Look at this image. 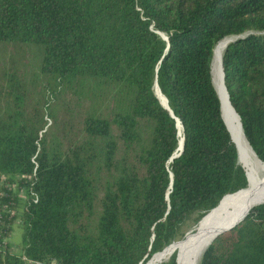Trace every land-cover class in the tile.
Instances as JSON below:
<instances>
[{
	"label": "trees",
	"instance_id": "1",
	"mask_svg": "<svg viewBox=\"0 0 264 264\" xmlns=\"http://www.w3.org/2000/svg\"><path fill=\"white\" fill-rule=\"evenodd\" d=\"M242 35L224 83L264 163V0H0V264H148L246 189L213 76ZM200 264H264V205Z\"/></svg>",
	"mask_w": 264,
	"mask_h": 264
},
{
	"label": "bare ground",
	"instance_id": "2",
	"mask_svg": "<svg viewBox=\"0 0 264 264\" xmlns=\"http://www.w3.org/2000/svg\"><path fill=\"white\" fill-rule=\"evenodd\" d=\"M224 51V42L219 43L214 54V82L220 96L223 118L246 171L248 187L244 191L225 197L182 242L174 244L171 250L164 254H157V257L155 255L152 264H159L166 260L168 262L175 252L178 254L177 264H200L205 250L219 231L236 222L251 207L264 204V165L249 147L239 119L229 103L222 82L221 62ZM156 94L160 101L166 105L165 99L158 89H156Z\"/></svg>",
	"mask_w": 264,
	"mask_h": 264
},
{
	"label": "water",
	"instance_id": "3",
	"mask_svg": "<svg viewBox=\"0 0 264 264\" xmlns=\"http://www.w3.org/2000/svg\"><path fill=\"white\" fill-rule=\"evenodd\" d=\"M161 35V34H160ZM162 36V38L165 40V41H168V38L165 36V35H161ZM246 36L245 35H242V36H234V37H230V38H227V39H225V40H223L222 42H224V45H225V50L228 48V46L231 44V43H234L235 41H237V40H239V39H242V38H245ZM222 42H220V43H222ZM214 54H215V52H214ZM222 59H223V56H222ZM223 63L221 62V71H222V82H223V85H224V88H225V90H226V93H227V97H228V99H229V95H228V92H227V89H226V87H225V83H224V70H223V65H222ZM216 86V85H215ZM156 89H158L159 91H160V89H159V86H158V84L156 83V85H155V95L157 96V94H156ZM216 89H217V87H216ZM218 91V90H217ZM161 92V91H160ZM162 94V93H161ZM218 95H219V93H218ZM163 96V95H162ZM157 98H158V96H157ZM163 98L165 99V103H166V105H164L163 103H162V101H160V104L166 109V110H168V111H170V113H171V115L174 117V115H173V112L170 110V108H169V106H168V102H167V100H166V98L163 96ZM219 98H220V96H219ZM159 99V98H158ZM160 100V99H159ZM229 103H230V101H229ZM230 105H231V103H230ZM232 107V106H231ZM232 109H233V107H232ZM233 111H234V109H233ZM234 113L236 114V116L238 117V115H237V113L234 111ZM175 118V117H174ZM224 119V118H223ZM238 119H239V122H240V118L238 117ZM225 121V120H224ZM176 122H177V129H178V131H179V136H180V142H179V147H178V149H177V151H176V153L173 155V157L170 159V161H169V164L170 163H172L173 162V160L175 159V158H178L180 155H181V153L183 152V149H184V137H183V135H182V131H183V127H182V125H181V123H180V121L178 120V119H176ZM226 124V123H225ZM240 125H241V122H240ZM241 129H242V125H241ZM229 131V130H228ZM242 132H243V130H242ZM233 141V140H232ZM234 143V142H233ZM249 145V144H248ZM250 147V146H249ZM237 148V147H236ZM251 148V147H250ZM251 150H252V148H251ZM237 151H238V149H237ZM253 151V150H252ZM253 153H254V151H253ZM255 154V153H254ZM238 155H239V153H238ZM255 156H256V154H255ZM257 157V156H256ZM257 159H258V157H257ZM259 160V159H258ZM239 161H240V158H239ZM260 161V160H259ZM261 162V161H260ZM240 163H241V161H240ZM262 163V162H261ZM263 165H264V163H263ZM247 176V175H246ZM171 178L173 179V176L171 175ZM172 188V184H171V186H170V189ZM245 190V189H244ZM244 190H241V191H244ZM241 191H239V192H241ZM238 193V192H237ZM261 205H264V204H261ZM258 206H260V205H257V206H254V207H251L244 215H242V217L240 218V219H238L236 222H234L233 224H231L230 226H228V227H226V228H224L223 230H221V231H219L214 237H213V239H212V241L210 242V244H209V246L207 247V249L210 247V245L218 238V237H220L221 235H223V234H225V233H227V232H230V231H232V230H234L237 226H239L241 223H243L244 222V220L249 216V214L252 212V210L254 209V208H256V207H258ZM206 249V250H207ZM206 250H205V252H206ZM205 252H204V254H205ZM204 254H203V256H204ZM166 263V262H165ZM178 263V262H177Z\"/></svg>",
	"mask_w": 264,
	"mask_h": 264
},
{
	"label": "built area",
	"instance_id": "4",
	"mask_svg": "<svg viewBox=\"0 0 264 264\" xmlns=\"http://www.w3.org/2000/svg\"><path fill=\"white\" fill-rule=\"evenodd\" d=\"M8 187V184H7V181H6V178L4 177H1L0 178V233H1V229H2V226H3V220H2V213L4 212H7V213H10L12 216H16L17 217V220H16V225H19L20 226V219L18 217L19 213L15 212V211H12V210H9L7 206H4L1 204V198L4 197V193L2 192L3 188H6ZM22 198L24 199V194L22 193ZM34 196V199H33V203H37L38 202V197L37 195L33 194ZM12 238L13 237H10L8 239H5L3 241V250H12L13 252L17 253L18 252V248H19V245H15V244H12ZM28 264H41V263H37V262H28ZM51 264H56L55 262L51 263Z\"/></svg>",
	"mask_w": 264,
	"mask_h": 264
},
{
	"label": "rangeland",
	"instance_id": "5",
	"mask_svg": "<svg viewBox=\"0 0 264 264\" xmlns=\"http://www.w3.org/2000/svg\"><path fill=\"white\" fill-rule=\"evenodd\" d=\"M239 158H240V157H239ZM241 164H242V163H241ZM242 166H243V165H242ZM194 229H195V227L192 228V229H190V230H188V232H186V234L184 235L183 238H179V239H177L176 241H174V242L172 243V245H171L167 250H165L164 252L159 253L158 255H160V254H164V253L170 251L171 248H172V246H173L174 244L179 243V242H182V241L187 237V235H188L189 233H191V232L194 231ZM21 241H22V230H21V227H20L19 225H17V226H15V228H14V233H13V238H12V244L20 245ZM175 253H177V252H175ZM175 253H174V254H175ZM174 254H173V255H174ZM158 255H156L155 257H157ZM173 255H172V256H173ZM177 255H178V254H177ZM155 257L152 258V259L150 260L149 264H152V261L155 259ZM170 259H171V258H170ZM166 261H167V260H166ZM166 261H163L162 263H165ZM162 263H159V264H162Z\"/></svg>",
	"mask_w": 264,
	"mask_h": 264
}]
</instances>
